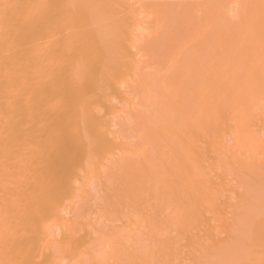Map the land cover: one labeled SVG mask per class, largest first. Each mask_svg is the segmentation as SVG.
Instances as JSON below:
<instances>
[{
	"label": "bare ground",
	"instance_id": "obj_1",
	"mask_svg": "<svg viewBox=\"0 0 264 264\" xmlns=\"http://www.w3.org/2000/svg\"><path fill=\"white\" fill-rule=\"evenodd\" d=\"M0 264H264V0H0Z\"/></svg>",
	"mask_w": 264,
	"mask_h": 264
}]
</instances>
